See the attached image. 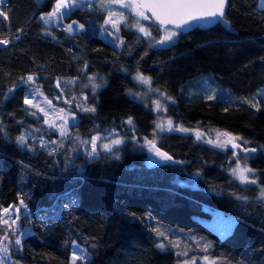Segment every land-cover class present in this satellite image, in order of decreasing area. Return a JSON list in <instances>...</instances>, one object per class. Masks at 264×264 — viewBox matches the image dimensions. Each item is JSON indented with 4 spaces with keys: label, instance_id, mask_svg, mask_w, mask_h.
Here are the masks:
<instances>
[{
    "label": "trees",
    "instance_id": "16d2710c",
    "mask_svg": "<svg viewBox=\"0 0 264 264\" xmlns=\"http://www.w3.org/2000/svg\"><path fill=\"white\" fill-rule=\"evenodd\" d=\"M55 3L6 0L9 20L0 17V38L10 40L7 47L0 45V214L23 200L27 213L19 220L30 231L19 250L7 242L11 248L4 264H70L73 241L87 251L83 264H181L183 254L157 247L168 245L154 236L153 222L204 237L211 248L199 253L218 264H264V201L258 199L264 188V98L257 99L264 96L261 0H229L227 23L179 32L166 46H154L122 24L120 48L97 34L105 13L82 5L64 21L93 22L94 29L69 34L51 28L47 34L39 17ZM159 27L152 21L156 37ZM136 73L170 99L165 114L175 127L222 130L247 141L243 147L255 148L242 154L257 184L243 185L232 176L233 149L210 146L189 131L160 134L157 147L172 160L150 162L141 140L155 132L158 112L149 99L136 95L145 89L133 79ZM97 74L100 86L80 98V84ZM29 75L54 103L63 92L95 112L73 106L77 121L69 128L70 137L61 139L42 117L29 114L34 111L24 104L32 92ZM210 75L230 95L221 91L215 100L183 96L193 93L194 80ZM244 99L260 101L259 110L238 104ZM42 129L48 137L44 148ZM112 130L125 137L115 156L90 158L83 142ZM25 132L38 136L32 151L17 143ZM52 140L58 142L53 151ZM216 212L237 220L223 239L200 221ZM6 227L0 225L1 237ZM8 235L11 241L14 235ZM178 242L183 249V240Z\"/></svg>",
    "mask_w": 264,
    "mask_h": 264
},
{
    "label": "snow or ice",
    "instance_id": "6c2138e0",
    "mask_svg": "<svg viewBox=\"0 0 264 264\" xmlns=\"http://www.w3.org/2000/svg\"><path fill=\"white\" fill-rule=\"evenodd\" d=\"M79 0H56L55 6L53 10L50 13H47L46 15H41L39 17L40 20L44 22V24H50L53 22H58L62 20L66 15L70 13V11L77 7ZM6 3V0H0V17L3 18V21H8L9 17L7 15V12L4 9V5ZM113 3H118L121 8H127L129 9L136 17L137 19L135 22L130 25L136 29L139 33H141L145 38H148L150 40H154L155 43L164 45L173 42L174 38L177 37L179 34L175 30H169L168 25H173L174 29H182L185 25H189L191 22L205 20V19H220L224 21V23H227L225 18V9L228 4V0H130V2L125 3L124 0H99V7L101 8H107ZM89 7H91L89 3ZM261 8H264V3L260 4ZM146 13H151L152 17H154V20L156 23L162 26V30L164 31V35L161 39L155 40L154 37H152V33L146 28L141 21L142 20H149V16L146 15ZM122 23H126V17L123 13H119L118 15L116 13L109 12L107 18L104 20L103 28L105 31H108V26H111V28L114 30L113 32H108L109 35L113 36L114 40H119V44L123 45L124 41L119 38L117 35L120 32V25ZM74 25L78 27L79 30H83L84 25L83 24H77V21H72L71 23L64 26V31L71 34L74 32ZM22 31V30H21ZM47 34H51L50 32ZM16 39H19V36L16 37ZM10 44V40L6 38H0V45H3L4 47H7ZM87 67V65H85ZM135 80L142 84H149L150 85V79L143 76L140 73H137L134 77ZM90 81H94L95 77H89ZM26 82L29 84H35V77L32 75H29L26 77ZM100 85L93 83V92H95V89L98 88ZM57 87H59V82H57ZM13 89H10L9 91H12ZM36 95H43V93L40 91L39 87H36L34 89ZM212 99L213 97H209ZM45 101L51 105V101L45 97ZM247 102V101H245ZM24 104L27 105L29 108H35L40 113H43L45 116L48 115L46 110L41 107L40 104L33 103V100L29 98L28 95L24 98ZM251 107H255L257 110H259V103L256 104H250ZM94 107H88L84 106L83 111L85 112H95ZM156 110H161V104L159 101H156ZM63 112V109L60 110ZM30 115L35 116L36 112L29 113ZM63 119V117H60ZM130 126L133 125V121L131 118H129L126 121ZM45 123H48V126L50 128H55L57 125L55 122H49L48 120H45ZM67 121H64V124L60 126V135L66 136L67 135ZM173 122L171 120L167 121V131H182L187 132L188 129L181 128V127H172ZM157 128L160 131H164V125L161 123L157 124ZM0 131H3L0 129ZM220 137H224L221 141ZM196 138L199 140L201 139V133H196ZM101 139L100 136H94L92 140L84 141L83 143H90L91 144V152L90 155H98L97 153V141ZM243 141V138L232 136L227 132L224 133H218L216 141L208 140L207 143H210L213 145V147L218 148H224L227 145H231V148L234 150H239L240 152H255V148H245L243 145H246L248 142L243 141V144L238 142ZM17 143L21 147H26L28 144L27 138L24 135H21L17 138ZM123 144V140L120 138L112 139L109 143H103L100 145L103 151L108 153H115L113 150L115 148H119ZM146 144L148 146L149 151L153 152L154 155L158 156L161 160L164 161H171L172 157L168 155L166 152H162L157 146L154 140H147ZM40 147L44 148L46 147L43 140L40 141ZM33 149L29 148V151H32ZM51 154V153H49ZM234 155L238 156L237 152L233 153ZM118 159L119 156H116ZM252 169L247 167H241L239 162H237V166L232 169V175L235 179L239 180L241 184L248 185V184H257V179L252 174ZM237 199H241V197H237ZM243 199H247L244 197ZM259 200L264 201V188L260 189V195L258 197ZM27 206L24 204V201H20L19 206H12L11 208H4L2 211V214H0V225H6L7 227L4 229L3 238L0 239V264H4L5 259L9 257L10 249L8 247V244L5 243V241H8V243H11L9 239L8 233L15 234L16 229L15 225L17 221L20 219L19 213L21 208H26ZM13 213H15V217L13 218ZM134 215V214H133ZM156 232L159 236L163 237L165 234L159 229H156ZM15 245L20 246L22 244V240L19 236L14 241ZM157 247L163 249L165 246L163 244H158ZM209 245H205L203 250L207 251ZM72 248L73 252L71 255L70 264H77L78 261L83 262L87 261L88 254L85 249H81L80 245H78L75 241L72 242ZM81 253V254H78ZM207 259V257L205 258ZM211 264H216V261H212Z\"/></svg>",
    "mask_w": 264,
    "mask_h": 264
},
{
    "label": "rangeland",
    "instance_id": "374dc122",
    "mask_svg": "<svg viewBox=\"0 0 264 264\" xmlns=\"http://www.w3.org/2000/svg\"><path fill=\"white\" fill-rule=\"evenodd\" d=\"M124 2L128 3V2H130V0H124ZM261 3H264V0H261ZM78 5L86 6L90 10L91 9H96L98 11L104 12L105 13V19L107 18L109 12L116 13L117 15L119 13H123L124 16L126 17V23H122V24H124V25L126 24V26H128V27L130 25H132L135 22V20L137 19V17L129 9L121 8L118 3H113L107 8L99 7V0H97L94 4H90L91 7H89V4H85L84 5L80 1L78 2ZM48 13H50V12H48ZM46 14H44V15H46ZM141 23L146 28H148V30L152 33V37H154L155 40L161 39L162 36L165 34L164 31L162 30V27H159L160 35H159V37H156L157 34L155 35L154 32H153L152 21L150 20V18H149V20H142ZM67 24H69V23H66L64 21V18H63L62 20H60L58 22H53V23H50V24H47V25L45 24V25L47 26V29H48L47 33H49V32L53 33V31H51V28H63L64 29V26H66ZM77 24H81V23H79L77 21ZM103 24H104V21L97 25V34H99L102 38H104L105 40L113 43L115 46L120 48V46L118 44V40H114L113 36L108 34V32H113L114 30L111 28V26H108V31H105L104 28L102 27ZM122 24L120 25V32L117 34L119 37H121L120 36L121 35V29L123 28ZM94 27H95L94 23L91 22L89 25H84L83 30L90 31V30L94 29ZM129 28H133L134 30H136L132 26H130ZM168 29L169 30H175V29H173L171 27H168ZM83 30H79L78 27L76 25H74V32L71 33V34H75L76 32H80V31H83ZM175 31L179 34V32L177 30H175ZM136 32H138V31H136ZM139 34H141V33H139ZM178 36L174 38L173 42L177 40ZM150 41H151V43L154 46H166V45H169V44L173 43V42H171V43H168V44L160 45V44L155 43L154 40H150ZM136 74L133 75V79L136 76ZM89 77H95V80L94 81H90ZM100 78H101V75H99V74L94 75V76H88L85 79V81H83L80 84L81 85V89H82L80 98L84 99L85 98L84 96L86 95V93L88 91H91V93H92L93 92L92 84L95 83V84L100 85V83H99ZM135 81L137 83H139L140 85H143V87L145 88L144 91L136 93L138 98H141L143 100L149 99L152 102V104L154 105L155 109H156V101H159L160 104H161V110L160 111L156 110L158 112V120L156 122V130H155V132L153 133L151 138L141 140V144L147 149L148 158H149L150 162H153V161L160 160V158L158 156L154 155L153 152L149 151L148 146L146 144V141L147 140H154L155 143H156V146H157L158 136L160 134H162V133L168 132L167 131V127H168L167 121L171 120V119L168 118L167 115L165 114V103L169 102L170 99L164 93H162L158 89L152 87L151 86V80H150V85L149 84H142V83L138 82L137 80H135ZM74 82H77V80H74L71 83H74ZM29 85L32 87V92H31V95H30L29 98L33 100V103L40 104L41 107H43L46 110V112L48 113V115L45 116L43 113H40L37 109L34 108L33 112H36L35 116H37L38 118L42 117L43 120H44V123H45V120H48L49 122H55V124L57 125V127H55V128H50L48 126V123H45V125H47L49 129H54L57 132V134L60 136L61 139L67 140V138L70 137L69 136L70 135L69 134L70 133L69 132L70 126L73 125L77 121V116L72 111L73 106H75V108L77 110H81V108H83L81 106V102L77 105L74 100L68 99L64 95V93L62 92L61 96H57L55 98V100H56L55 102H57V103H54L52 101V99H50L43 91H41V89H40V91L43 93L42 96L35 94L34 89L36 87H38L37 84H36V81H35V84H29ZM218 85L219 84H218V82H217V80L215 79L214 76H212V75H210L208 77L207 76H203V77H200V78H197L196 80H194L192 85H190L191 86L190 89L193 90V93L183 94V96L187 95L188 97H191V98L203 97V98H206L208 100H215V99L221 97V96H219V93L226 92V93H229V95H230V91L228 89L221 88V87L218 88ZM223 89H225L226 91L223 90ZM45 97H47V99L51 101V105H49L45 101ZM150 97H151V99H150ZM209 97H213V98L210 99ZM259 98L260 99L264 98V96L262 94H258L257 95V99H259ZM245 101H247V100H245V99L244 100H240V101H238L239 102L238 104H243V105H247V106L251 107L250 104L245 102ZM58 103H61V104L65 105V106L62 107ZM258 103H259V107H260V103L261 102L258 101ZM66 106L68 108H66ZM251 108L257 110L255 107H251ZM61 109H63V112L60 111ZM60 117H63V119H61ZM65 120L68 122L67 123V135L62 137L60 135V130H61L60 126L64 124ZM158 123H161V124L164 125V128H165L164 131H160L157 128V124ZM172 127L176 128L174 126V124H172ZM185 129H188V128H185ZM188 131L195 133V135H196L197 132L201 133V139H199V140H201V141H203L205 143H207L206 141H208V140H212V141L215 142L216 139H217L218 133H224L225 132V131L217 130V129H207V130H196V129L191 130V129H188ZM45 134H46V132H44L43 129H42V137L41 138H42L43 142L45 143V145L47 146V141L46 140L48 139V137ZM24 136L27 138V141H28V144H27L26 148L34 149L35 141L38 140V136L36 134H34V132H25ZM94 136H100L101 139L99 141H97V153H98V155H94V156L90 155L91 144L90 143H86L87 144L86 152L88 153L90 158L97 157V156H99L100 154H103V153H108V152L103 151L102 148L100 147V145L103 144V143H109L112 139H116V138L122 139L123 143L125 142V137L121 136L115 130H112V131L107 132L105 134H97V135H94ZM92 138L89 140V142L92 140ZM220 139L222 141L225 138L224 137H220ZM52 141L54 142V144L49 147V149L51 151H53L55 149V145L58 144L57 141H54V140H52ZM207 144H209L210 146H213L210 143H207ZM119 148H115L113 150V152L116 153L117 149H119ZM216 148H218V147H216ZM229 148H231V145H227L224 148H218V149L225 150V149H229ZM233 151L237 152L238 156L234 155L235 161H234V163H233V165H232V167L230 169V172L232 173V169L237 166V162H239V164H240V166L242 168L243 167L250 168L246 164L245 157L242 154V153L246 154L248 152H240L239 150H234V149H233ZM241 156H242V159H241ZM253 173L254 172L252 171V174H250V175H253ZM237 181H239V180H237ZM248 185H251V184H248ZM26 213H27V210L25 208H21L19 216L21 217V216H23ZM13 216L15 217V213H13ZM129 216L133 220L140 219V217H138L136 215H133V214H129ZM200 221L202 223H204L206 226H208L209 228H211L213 231H215L219 235V237L221 239H223L225 237H228L232 233L235 225L237 224V220L235 218L227 217V216H225V215H223L222 213H219V212H216L214 214L213 218H211V219H201ZM152 224H153L154 228H156V229H158L160 227H162L164 229V230L163 229L159 230V231H161V232H163L165 234L163 237H161V236H159L157 234L156 229L153 230V234H154V236L156 238L157 237H159V239L160 238H165L164 240H167L168 248L165 249L166 248V244L162 243L165 246L163 249L164 250L173 251L178 257H180V255L183 254V257L186 258L185 260H183L181 262V264H211L212 261H216V264H218L217 260H213V259H211L209 257H207V259H205L206 257L200 254V253H202L204 251L203 248H204L205 245H209L208 249L211 248L210 243L204 237H201V236H199V235H197V234H195L193 232H186L184 230H181V229H178V228L169 227V226H166V225H163V224H160V223L158 224L156 222H153ZM14 227L16 229V232H15V234H13L14 237L11 240V244H12L13 249H18L19 250L20 246L15 245V243H14L15 239L17 238V236H19L21 238V240H23L30 233V231L27 230V229L21 228L20 220L17 221V223H16V225ZM1 238H3V237H1ZM178 239L183 240V242H184V248L183 249L179 248L181 246V244L178 242ZM7 242L8 241H6L5 243L7 244ZM176 244H178V246ZM8 247L10 249L11 245L8 244ZM187 256H189V257L187 258Z\"/></svg>",
    "mask_w": 264,
    "mask_h": 264
},
{
    "label": "water",
    "instance_id": "95a60500",
    "mask_svg": "<svg viewBox=\"0 0 264 264\" xmlns=\"http://www.w3.org/2000/svg\"><path fill=\"white\" fill-rule=\"evenodd\" d=\"M81 3L83 4H94L97 0H79ZM228 5H229V0H228V4H227V7L225 9V15H226V12H227V9H228ZM146 15H148L150 17V19L154 22V17H152L151 13H146ZM220 21V19H205V20H200V21H195V22H191L189 25H185L182 29H175L177 30L178 32H182V33H187L191 30H193L194 28L196 27H203V28H210L216 24H218ZM158 24V23H156ZM159 25V24H158ZM161 26V25H160ZM167 27H171L174 29V26L173 25H168Z\"/></svg>",
    "mask_w": 264,
    "mask_h": 264
}]
</instances>
